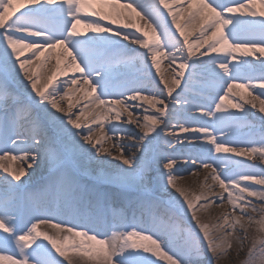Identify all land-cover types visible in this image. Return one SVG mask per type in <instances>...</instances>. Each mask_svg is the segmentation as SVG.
I'll return each instance as SVG.
<instances>
[{"label":"snow or ice","instance_id":"snow-or-ice-1","mask_svg":"<svg viewBox=\"0 0 264 264\" xmlns=\"http://www.w3.org/2000/svg\"><path fill=\"white\" fill-rule=\"evenodd\" d=\"M89 17L99 19L90 21ZM102 21L122 24L124 29L133 28L140 35L121 30L114 32ZM81 25L93 35L83 33ZM0 30V112L4 114L0 116V185H6L13 193L6 198L0 196V264H30V261L73 264L70 254L89 264H157L153 257L167 264H217L228 256L233 240L243 248L248 228L253 224L257 225V236L252 239L247 258L241 264H264V169L256 172L253 165L219 155L231 153L264 161V134L259 140L232 139L239 127H250L245 103L252 108L256 104L247 97H251L256 88L264 89V71L259 76L253 75L255 65L247 59L264 57V0H127L125 3L120 0H0ZM113 32L123 41L131 38L132 43L145 51H129L113 35H105ZM56 49L61 50L67 68L82 74L86 95L100 90L93 101H98L97 107L109 105L108 112L115 113L117 120L127 112L126 123H135L143 129L142 133H137L141 144L117 142L105 147L111 138L94 139L91 124L81 122L82 117L87 118L84 109L73 118L70 96L75 93L65 91L68 84L48 90L56 75L64 74L60 68L64 61L57 59V72L41 83L40 74L33 72L32 66L45 51L51 56ZM26 52L31 55L21 59ZM163 60H167L170 67L175 66L176 75L171 82L161 73ZM122 66L135 67L140 76L132 81H121ZM259 67L264 70V59H260ZM153 68L155 73L151 71ZM188 69L191 71L184 89L169 101ZM197 69H202L204 75V83L196 92L204 101L200 104L188 99ZM21 72L27 84L20 77ZM153 75L159 76L164 88L143 95L151 91L155 83ZM254 80L258 83H253ZM10 81L23 85L24 93L12 90ZM70 83L79 81L74 79ZM108 95L122 98L111 102L102 98ZM64 99H69L67 111L60 104ZM135 101H145L155 109L154 113L144 116L142 123L132 119L131 109L139 107L130 103ZM185 102L186 107L177 109V104ZM229 107L242 115L229 112ZM193 108L203 115H188ZM204 108L207 111H203ZM259 111L264 113V99H260ZM204 117L214 119L207 121ZM173 119L177 120L175 126ZM181 119L183 123L179 122ZM93 123L103 126L100 120L93 119ZM194 123H199L200 127H191ZM170 127L190 133L186 137L189 141L199 140L201 134L206 139L201 154L184 163L196 165L199 159L200 168L211 169V179L223 190L214 199L209 200L206 194L192 199L178 185L173 171L177 165L174 154L154 156L155 167L147 161L151 146ZM21 128L25 131L18 130ZM210 128L225 132V137L218 138ZM73 129H85L86 134ZM81 135L83 142L78 138ZM173 138L175 143H183L175 131L165 135L164 142L172 145ZM231 144L237 146H229ZM241 144L246 146L240 147ZM129 147L142 149L141 155L126 156ZM113 151H118L116 159L130 168L118 165L114 174L101 173V178L116 185L118 191L89 189L78 177L74 162L96 160L100 153L111 156ZM7 161H18L19 167L6 166ZM96 162L101 166L111 163ZM133 165L135 167H131ZM44 167L48 175L38 189L28 193L32 210L22 222L21 197L17 193L26 189L37 170ZM149 171L158 173V177L147 175ZM25 176L27 180L23 184L16 183ZM156 179L163 182L165 190L168 186L175 189L182 199L167 202L152 199L148 184ZM208 187L211 190L215 185ZM133 194L139 216L133 210L129 220L124 211L109 207L114 197ZM249 198L260 201L261 206L257 207ZM202 200L205 203H199ZM225 200L231 205V212L223 215V223L210 226L201 221L197 212L206 211L217 202L223 206ZM257 213L259 216L253 215ZM42 224L50 225L57 234L41 231ZM221 230L223 235L217 237L215 233ZM238 231L243 237L237 235ZM13 242V254L4 255Z\"/></svg>","mask_w":264,"mask_h":264},{"label":"bare ground","instance_id":"bare-ground-1","mask_svg":"<svg viewBox=\"0 0 264 264\" xmlns=\"http://www.w3.org/2000/svg\"><path fill=\"white\" fill-rule=\"evenodd\" d=\"M121 3L127 2V0H120ZM26 10V9H21V11ZM19 15V13H17ZM93 18V17H89ZM88 18V19H89ZM259 19V18H257ZM170 20V17H169ZM106 24L111 26L113 29L116 30H123L129 33H136V30L133 28H128L124 29L122 24H116V25H110L109 21H104ZM81 28V31L83 33H86L87 35H93L92 33L88 32L87 29H84L83 26H79ZM174 27V26H173ZM2 31V30H0ZM105 35H112L111 33H106ZM136 35H140V33H136ZM196 33H194L190 39L194 40L195 39ZM120 39V41L123 43V45L126 46L127 50H133L135 49L137 52H144L145 49L141 48L140 46H135L134 44H131V38L128 41H123L122 37H115ZM203 51V49H201ZM61 50L56 49L51 56H49L48 51L44 52V55L40 57L39 60L35 62V64L32 66V71L33 72H38L41 76V83H44L48 80L49 77H51L53 74L57 72V59H60L64 62L60 64L61 70L64 72V74H58L56 75V78L52 81L51 87L48 89L49 91L52 90V88L59 87L62 84H68V87L65 89V91H68L69 93H75V95L70 96V101L74 105V107L71 109L73 115V118H75V115L79 114V111L84 109L85 110V116L87 117L86 119L84 117L81 118V122L85 125L91 124L92 130H93V137L94 139L96 138H108L110 137V140H107L105 143V147H110L111 144L113 143H123L125 145H128L130 143H135L137 145L141 144L142 142L137 140L136 138H139L137 136V133H142L143 129L138 127L137 124H128L126 123V119L128 118V113L124 112L123 115L119 120L115 118V113H110L108 112V107L109 105H104L101 107H97L96 105L98 104V101L93 103L95 101V97L99 95L100 90L97 89V92L95 94H92L91 96H88L85 94V89L86 85L83 83V78L82 74L71 69L67 68L66 64L67 61L65 60L64 57L60 55ZM31 53H25L24 56L21 57V59H25L27 56H30ZM213 55H222V54H216L213 53ZM259 56V54H257ZM197 56H199V53H197ZM193 60L196 59V57L192 58ZM202 59L207 60L208 57H203ZM247 59L255 65V69L253 71V75L259 76L261 74L262 70L259 65H260V59H264V57H260L258 59L257 57H247ZM150 62V61H149ZM179 64V62H177ZM82 66V65H81ZM18 67V64H17ZM175 67V66H173ZM173 67L169 66V63L167 60H163L161 64V73L164 75L165 79H167L169 82L173 79V77L176 75V72L173 71ZM121 68H124L123 66ZM200 69H197L196 71H199ZM122 71V70H121ZM153 73H155V69L153 68L151 70ZM191 71V69L185 70V79L181 80V86L178 88H184L185 86V80L188 78V73ZM123 72V76L121 78V81H132L135 80V78L140 76V73L138 72L136 76H131L126 74V72ZM20 77L24 79V83L27 84V78L23 77V73H20ZM77 80L79 81L78 84H71L70 82L72 80ZM152 80L155 82L151 86V91H145L142 93L143 95H150L151 92L155 91L158 92L160 89L164 88L162 83H159V76L158 75H153ZM121 81H117L119 84ZM194 82L198 85H202L204 83V76L201 79L196 80L194 79ZM241 83L244 81L241 80ZM10 86H13L14 89L23 94L24 93V88L23 85H21L18 81H10ZM253 83H258V81H253ZM211 86V85H209ZM17 88V89H16ZM178 89H175V91L172 94V97H169V101L172 100L173 97H176L177 94L181 93V91H177ZM165 94H166V89H164ZM236 92H239L240 90H234ZM197 90L190 89V97L188 99H192L194 103L200 104L201 100L197 97L196 95ZM264 92V89L256 88L253 91V95L251 97H247V100H251L252 103L256 104L255 108L251 107V104L245 103V109L247 111V124L250 125V127H244L241 126L236 130L235 135H233L232 139L233 140H249V139H255L259 140L260 136L264 134V119H261V117H264V113H261L259 111L260 108V99H264V96H261V93ZM35 95V93H33ZM60 95H63L61 93ZM128 95H131L129 92ZM59 99V97H57ZM103 99L111 102L112 100H115L117 98H122V97H117L115 95H108L105 97H102ZM37 99H39L37 97ZM237 99H239V96H237ZM168 102V101H166ZM134 103L136 105H139V107L131 109L133 111V116L132 119L135 121L139 119L141 123L143 122V118L145 115H150L155 112V109H152L150 105L147 104L145 101H135V102H130ZM203 103V102H202ZM61 107L64 108L66 111L68 109V104H69V99H64L60 100ZM171 106V105H170ZM186 102L184 104H177V109H183L186 107ZM144 109H148V111H144ZM53 111H55L53 109ZM203 111H207V108H204ZM231 112L230 110H228ZM236 113L238 115H242V113H239V110L236 109ZM1 114V113H0ZM3 114V113H2ZM226 114V113H225ZM4 115V114H3ZM57 115L63 116L65 113H57ZM188 115L191 116H196V117H201L203 115L202 111H200L197 108H193L191 113ZM219 115V113H218ZM93 119L100 120L102 123V127L98 126L96 123H93ZM204 120L207 121H212L214 118L212 117H204ZM180 123H183V119L179 121ZM203 122V121H202ZM177 120L173 119L172 120V125H176ZM187 126V125H186ZM71 127V126H69ZM115 127V131H112ZM162 127V126H161ZM193 128H198L200 127L199 123H194L191 125ZM20 131H25V129H18ZM73 131L80 132L82 134H86L85 129H80L76 130L73 129ZM159 131V128H158ZM175 131L180 137L183 139V143H175V139L173 138V148L171 150H167L162 144H167L164 142V136L169 135ZM209 131L213 132L218 138H224L225 137V132L218 131L217 128H210ZM152 135H155L153 133ZM191 135L181 133L179 131L178 127H170L165 130L164 133L161 134L159 139L151 146V150L147 153L146 159L147 161L151 164L152 167H155L154 163H152L154 156L158 155L159 153H167V154H174L177 157V165L173 169L174 174L177 177V183L179 186L183 187L185 191L188 193L189 197L192 199H195V196H199L201 194H206L208 196L209 200H212L215 198L216 195L222 193V189L219 188L218 183L214 180L211 179L210 173L211 169H203L199 167L200 160H197L196 165H191V164H186L184 163L185 161L189 160V158H196L198 155L201 154L204 146L206 145V139L203 137L201 134V138L199 140H192L189 141L186 137ZM26 138V136L24 137ZM81 142L82 140V135L78 137ZM146 143V142H145ZM9 146V145H8ZM86 147H90L88 145H85ZM229 146H237L235 144H231ZM240 147H245L246 145L241 144L239 145ZM12 147V146H10ZM189 147H192V149H189ZM94 151V149H93ZM142 149L140 148H131L129 147L125 155H129L130 153H134L137 157L141 155ZM16 155L17 153H13ZM118 151H113L112 155L109 156L106 153H100L97 157L96 160H90V159H78L77 161L74 162V168L78 174V177L80 178L81 182L86 185L89 189H99L101 191L103 190H108V191H118V188L116 185L109 183L105 179L101 178V173L104 175H112L115 172V167L116 166H122L124 168H130L129 165H124L121 160L116 159L118 156ZM215 155V153H213ZM219 155H228L232 156L234 161H239L243 162L245 165H253L255 166L254 170L256 172H260L262 169H264V161H261L259 158L256 159H251L248 157H239V156H234L231 153H221ZM98 160H106L110 161V164H105L101 166L98 164L96 161ZM6 166L8 164H13L15 167H19V162H12V161H7L5 162ZM35 168L36 166L33 165ZM135 167V165L131 166ZM162 167V166H161ZM46 167L41 168L37 170V173L33 180L29 183V186L24 189L22 192L17 193V195H21V193H26V191L32 187V183L36 181L44 182L43 175L40 177V174L44 171ZM2 171V170H0ZM31 171V170H29ZM166 171V170H165ZM5 175H7L5 173ZM149 176H157L158 173H152L149 171L147 173ZM40 177V179H39ZM47 177V176H46ZM207 178V179H206ZM27 180V176L22 177L21 181L16 182V183H21ZM251 183V182H249ZM209 185H215L211 190H209ZM115 187V188H112ZM188 187L190 189H188ZM197 187V188H196ZM200 187V188H198ZM256 187H261V186H256ZM148 188L151 189V194L152 193H157V192H162L161 194H154L151 195V198L157 201H162V202H167L169 200L175 201L177 198L182 199V197L179 196V193L175 191V189H172L170 186H168V189L165 190L163 186V182L160 181L159 179H156L155 181L151 182L148 184ZM13 195V193L9 192L7 189L6 185H0V196L3 197H9ZM253 200V203L256 204L257 207L261 206V202L256 200L255 198H249ZM27 201L24 199V203ZM199 203H205V201H200ZM110 208H115L117 210H122L124 213L127 215L128 219L131 220L132 218V213L133 210H136V214L139 215V210H138V205L136 202V196L131 195L130 197L120 195L114 197L111 202H110ZM32 206H29L27 208L26 212V218L31 214ZM208 211L211 212V217H206L205 216V210H201L197 212V215L201 218V221L204 223H208L210 226L215 225L217 223H223L222 217L225 213H230L231 212V205L228 204V202L225 200L223 203V206H219V202L213 203L210 205V207L207 209ZM22 213V208L20 206V214ZM239 213V212H237ZM256 216H259V214H253ZM30 227V225H29ZM40 230L43 232H48L51 235H56L57 232L55 229H53L50 225L48 224H42L40 226ZM217 237H221L223 235V231H217L215 233ZM243 237V233L242 236ZM39 242V241H38ZM246 244V249L251 247L252 242L250 240L246 239L245 243ZM44 243H47L46 241ZM13 247H14V242L12 245H9V247L3 252L4 255H12L13 254ZM35 247V245H33ZM239 248V245L237 242L235 243L233 240V250H237ZM31 249H29L30 251ZM18 252V250H16ZM73 259V264H89L85 259H82L75 254H70ZM156 260H158L162 264H167L166 261L161 260L158 257H154ZM63 259V258H60ZM232 258L228 255L227 257L220 259L217 264H230ZM30 264H34V262L30 261Z\"/></svg>","mask_w":264,"mask_h":264},{"label":"rangeland","instance_id":"rangeland-1","mask_svg":"<svg viewBox=\"0 0 264 264\" xmlns=\"http://www.w3.org/2000/svg\"><path fill=\"white\" fill-rule=\"evenodd\" d=\"M135 45H137V44H135ZM139 46V45H138ZM180 62V61H179ZM127 69L128 70H130V71H133V72H135V68L134 67H127ZM200 70H202V69H200ZM177 71H178V69H177ZM197 75H201V74H199V73H197ZM176 89H178V88H176ZM177 91H182V88H180V89H178ZM228 110H230V111H232V112H234L235 110H234V108H231V107H229V109ZM137 140H139V138H136ZM197 188V187H196ZM198 188H200V187H198ZM188 189H190L189 187H188ZM162 192H157V193H152L153 195L154 194H161ZM162 195V194H161ZM206 213H205V216L206 217H211V212L210 211H208V210H206L205 211ZM236 215H239V213H236ZM229 222H231V221H229ZM207 223V222H206ZM208 224V223H207ZM256 228H257V225H255V224H253V225H251L249 228H248V239L250 240V242H252V239L255 237V236H257V232H256ZM237 235H239V236H242V232H237ZM247 239V240H248ZM234 242L236 243V241L234 240ZM246 244H247V242L245 243V240H244V244H243V248L241 249L240 248V246H239V248L237 249V250H230L229 251V253H228V255L232 258V260H231V262H230V264H241V262L242 261H244L246 258H247V254H248V251H249V249L250 248H245L246 247ZM237 252H239V254L237 255ZM153 259H155L154 257H153ZM156 260V259H155ZM157 261V264H162V263H160L158 260H156Z\"/></svg>","mask_w":264,"mask_h":264}]
</instances>
